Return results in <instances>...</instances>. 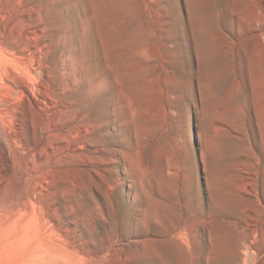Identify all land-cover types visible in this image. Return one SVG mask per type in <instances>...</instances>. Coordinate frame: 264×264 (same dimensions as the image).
I'll return each instance as SVG.
<instances>
[{"label":"rangeland","instance_id":"obj_1","mask_svg":"<svg viewBox=\"0 0 264 264\" xmlns=\"http://www.w3.org/2000/svg\"><path fill=\"white\" fill-rule=\"evenodd\" d=\"M264 0H0V264H264Z\"/></svg>","mask_w":264,"mask_h":264},{"label":"bare ground","instance_id":"obj_2","mask_svg":"<svg viewBox=\"0 0 264 264\" xmlns=\"http://www.w3.org/2000/svg\"><path fill=\"white\" fill-rule=\"evenodd\" d=\"M263 6H264V3H263Z\"/></svg>","mask_w":264,"mask_h":264}]
</instances>
